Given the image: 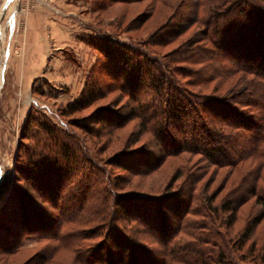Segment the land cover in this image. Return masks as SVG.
<instances>
[{"label":"rangeland","instance_id":"1","mask_svg":"<svg viewBox=\"0 0 264 264\" xmlns=\"http://www.w3.org/2000/svg\"><path fill=\"white\" fill-rule=\"evenodd\" d=\"M28 1L32 2V0ZM64 1L66 0H62ZM4 3L5 0H0V13ZM23 3H26V0H11L2 17L0 15V206L8 196V185L14 180L16 182L21 176L18 166L24 165L26 158L34 153L36 137L30 134V138L25 139L22 134L25 120L33 112L37 117L39 114L48 116L50 122L48 125L56 129L63 141L66 140L67 143L73 144L76 142L73 139L75 137L80 147L87 151L83 158L88 164H85L84 171L77 173L75 177H81L87 184L90 181L89 184H92V187L98 188L97 195L93 194L85 206L86 210H90V216L95 215L96 218L93 223H88L84 220L86 214L82 215V212H79V215L77 208L72 205L59 202L55 206L56 201L48 203L40 199L35 200L38 209L45 213L44 217L49 224L61 218L59 211L64 208L69 211V217L77 216V214L82 216L81 218L75 216L74 219L71 218L72 223L68 222L53 230L58 231V234L61 233L60 236L64 237L60 241L46 239V237H53L51 232L49 236L48 234L41 235L42 231L26 235L19 253L11 258L0 256V264H37L39 262L42 264H77V253L79 256L85 255L87 247L102 242L99 236L100 231H108V218L104 219L103 213L111 199L105 202L104 195H109L111 198L113 195L137 194L151 198L158 197L162 200V197L168 194L170 197L178 192L177 190L185 184L183 180L186 175L184 174L189 171H198L196 175H201L199 176L201 182L196 190L190 188L184 192L181 208L174 209L173 205L176 204L170 206L172 210L169 211L170 230L177 235L172 243L175 245L174 249L183 256V260L173 264H195L196 260H198L196 264L210 262L206 256L199 255L194 249L200 245L209 253V250L213 249L211 241L219 242L222 239L215 232H219L221 236L226 235L231 249L236 245V248L232 250L234 258L238 259L236 264H264V160H258L256 163L252 160L248 161V154H244L243 158L247 161L242 166L219 168L203 161L201 155L198 154L185 153L178 157L166 158L154 135L157 123L164 117L159 116L161 112L160 94L143 88L138 96V102L130 99L120 90L123 82L115 80L118 77L115 73L120 71L119 68L115 72V67L110 66L107 59L94 51L84 40L86 36L84 34L88 31V36L92 35L98 40L104 36L110 40L128 44L137 51L134 61L143 63L154 64L158 60L165 62L172 59L174 63L171 66L177 71L180 83L187 85L189 80L179 69L195 70L201 67H192L181 61L188 57L186 53L188 47L184 44L188 39L193 38L194 33L196 34L199 29L192 28L179 39L171 38L172 30L177 29L185 20L205 19L211 5L217 11V0H141L132 5L112 4L110 0H67V4L80 9L79 13H74L76 16H69V11L60 10V13L58 8H55V12L65 20L68 18L66 21L72 26L76 24L79 27L78 37L73 39L76 35L73 32L71 38H65L61 42L50 40L51 45L49 46L52 47V51L47 54V61L43 62L44 64L46 62V66L42 72L36 71L37 74L32 80L34 87L31 90L30 84L26 81V70H28L26 67L42 63V61L35 58L39 56L38 50L37 53L32 54V61L26 60L22 63L20 60L23 54L22 33L24 29L18 20H21L20 7ZM90 29L92 30L89 31ZM61 30L64 31V36L69 32V28ZM24 54L27 52L24 51ZM32 67L30 71L33 72ZM21 71L24 74H21ZM211 73L214 74L212 71ZM238 78L237 76L221 83L220 91L224 92L229 89ZM215 85L218 83L206 84L203 90L210 92ZM189 88L193 92L199 90L198 87ZM246 88L247 86L239 84L235 89L236 94L244 93ZM84 93L94 97V104L86 110L66 115L65 111L68 106L83 98ZM143 107L148 109L150 115L148 124L150 129L154 126V133L148 131L140 133V130L144 129L138 115L142 113L141 108ZM109 110L114 113V123H124L122 128L102 129L91 122L89 129L94 131L92 136L86 134L75 124L76 121L85 123L91 114ZM185 128L183 126L177 132L185 135ZM41 136L44 137L42 132L38 137ZM165 136L167 137L168 134L165 133ZM185 139L186 137H183L180 140L183 143ZM41 150L42 147H39L37 151ZM122 155H131L132 160L129 162L131 165L138 164L139 166L151 162L152 169L154 166L158 167L149 175H135L123 172L119 166L108 164L111 161L109 159ZM160 158H165L162 165L157 162ZM88 161L96 165L97 170L90 166ZM131 161L134 163L132 164ZM139 168L143 167L139 166ZM250 168H254L255 177L259 176L258 190L263 200L257 197H246L245 204L239 209L237 220H233V224L228 226L227 223L231 222L228 213H221V217H224L227 223L224 222L225 224L218 228V223L215 224L209 209L220 208L225 200L240 201L241 199L238 200L240 195H229V191L238 184L243 174ZM179 171L183 178L175 182ZM247 182H249L246 185L247 189L253 188L257 183L256 180L250 178H247ZM108 183H112L113 188L105 189L104 186ZM15 185L23 187L22 182L17 181ZM78 186L79 184H75L74 187L78 188ZM206 187H208V198L210 194L215 195L218 192L220 194L213 202L207 198L208 201L200 203L201 199L196 197L202 195L201 191ZM247 193H249L248 190L245 194ZM190 195L194 198L191 203ZM134 197L137 196L134 195ZM86 210L85 212L88 211ZM184 211H187L189 215L185 220H180L175 214L180 213L182 216ZM102 220L106 225L101 224ZM254 221L258 223L255 224ZM120 226L126 231L133 226L135 231H142L134 224L126 225L125 222H120ZM248 229H251L252 236L249 241H246L244 234ZM72 231L79 232L80 240L77 242L69 235ZM91 231H99L98 236L96 234L92 238L93 232ZM197 236L202 242H196L194 238ZM141 242L151 249H158V245L153 243V240ZM43 255L48 257L45 262L39 261Z\"/></svg>","mask_w":264,"mask_h":264},{"label":"trees","instance_id":"2","mask_svg":"<svg viewBox=\"0 0 264 264\" xmlns=\"http://www.w3.org/2000/svg\"><path fill=\"white\" fill-rule=\"evenodd\" d=\"M110 1L112 4L123 5L141 2V0ZM216 6L217 11L213 5L209 7L205 19L185 20L177 29L172 30L171 38L179 39L190 29H199L193 35L195 39H188L184 44L188 47L186 49L188 57L181 61L192 67H201L195 70L179 69L182 70L183 76L188 78L187 85L180 83L177 71L171 66L174 63L172 59L165 62L158 60L154 64L143 63L134 61L137 51L128 44L104 36L98 40L90 35L92 37L86 36L84 40L94 51L104 56L110 66L115 67V72L119 68L120 71L115 73L118 76L115 80L123 82L120 90L130 99L138 102V96L143 88L160 94L159 116L164 117L157 123L155 133L154 126L149 128L148 109L141 108L143 110L138 118L141 119V126L144 129H141L140 133L143 131L154 133L166 158L190 153L201 155L203 161L219 168L238 167L247 160L255 163L264 160V0H217ZM211 30L212 34H210ZM154 72L157 74H153ZM237 76L239 78L235 84L224 92L220 91L221 83ZM211 82H216L218 85H215L210 92H205L204 86ZM239 84L247 88L244 93L236 94L235 89ZM191 86L198 87V92H193L189 88ZM88 94L84 93L83 98L70 104L65 114L71 115L90 108L95 99ZM114 118L113 111H100L91 114L85 123L76 121L75 124L86 134L93 136V129H89L91 122L102 129L122 128L124 123H114ZM48 122V116L39 114L37 117L33 112L25 120L22 134L25 139H29L31 134L32 137H36L37 142L34 153L26 158L24 165L18 166L21 176L16 182H22L23 187L15 185V180L10 183L8 196L0 206V256L9 258L16 256L28 234L42 231L40 234H48L47 236L51 232L53 237H46L51 241H60L64 238L60 236L61 233L58 234V231L53 230L68 222L72 223L71 220L76 215L69 217V211L64 208L59 211L62 219H55L49 224L44 217L45 213L38 209L35 200L40 199L48 203L56 201L55 206L59 202L72 205L77 208L78 214L79 212H82V215L86 214L85 222L95 221V215L90 216V210L87 211L85 206L93 194L97 195L98 188L92 187L90 181L87 184L81 177H75L77 173L83 172L84 165L88 164L83 158L87 151L80 147L75 137L73 139L76 142L73 144L63 141L62 136L59 137L56 129L50 127ZM183 126L186 127V134L180 135L177 131ZM41 132L44 137H38ZM165 133L168 134L167 137ZM183 137L186 139L182 143L180 139ZM39 147H42L41 151H37ZM244 154H248L247 160L243 158ZM130 156H116L114 159H109L111 161L108 164L119 166L123 172L135 175H149L158 167L154 166L152 169L150 162L139 165L143 167L140 169L138 164L135 166L129 163L132 160ZM164 161L165 158H160L157 162L162 165ZM88 162L97 170L96 165ZM253 169L250 168L243 174L244 178L241 177L242 180L240 179L235 188L229 191V195H240L238 199H241L240 201L225 200L220 208L209 209L215 224L218 223V228L226 222V219L221 217V213H228L231 220L230 223L226 222L228 226L233 224V220H237L239 209L245 204L246 197L263 200L258 190L259 176L255 177ZM197 172L183 173L186 176L183 180L185 184L180 187L181 190H177L178 192L173 196L168 197V194L162 197V200L158 197L151 198L137 194L113 195L111 198L103 194L105 202L111 199L103 213V218H108V231H100L102 242L87 247L85 255L79 256L77 253V264H173L183 260V256L174 249L175 245L172 243L177 235L170 230L169 211L172 204H176L173 205L176 210L181 208L184 192L190 188L197 189V185L201 182L199 178L201 175L197 176ZM182 178L183 175L179 171L175 182ZM247 178L257 181L251 189L246 188L249 183ZM74 179L75 181H72ZM75 184H79L78 188L74 187ZM104 187L109 189L113 188V185L108 183ZM207 188L201 191L202 195L196 197L201 199L200 203L208 199L213 202L220 194L219 192L215 195L210 194L208 198ZM247 190L249 193L245 194ZM190 196L191 203L194 198ZM78 214L77 216L80 215ZM175 215H178L180 220H185L189 213L184 211L182 216L180 213ZM101 222L106 225L103 220ZM120 222H125L126 225L134 224L142 231H135L134 226L126 231L120 226ZM251 229L244 234V240H250ZM91 232H93L92 238L96 234L98 236L99 231ZM215 234L222 239L219 242L211 241L213 249L209 250V253L200 245L196 246L194 251L206 256L210 261L207 264H236L238 259L232 254L236 245L231 249L226 235L221 236L219 232ZM69 235L76 242L80 240L77 231H72ZM194 239L196 242L201 241L198 236ZM146 240H153V243L158 245V249L154 250L143 245L141 241ZM47 258L43 255L39 261L45 262Z\"/></svg>","mask_w":264,"mask_h":264},{"label":"crops","instance_id":"3","mask_svg":"<svg viewBox=\"0 0 264 264\" xmlns=\"http://www.w3.org/2000/svg\"><path fill=\"white\" fill-rule=\"evenodd\" d=\"M55 8H58L59 12L60 10L69 11V16L75 15L74 13L78 14V10H80L77 9L76 6L67 4V0L64 2H62V0H32L31 3L26 0V3H23V5L21 4L20 7L21 11L19 17L21 20H18V22L22 23L24 29L22 33L23 54L21 55L20 60L22 63L26 60L32 61V54L39 51V56H35V58L42 61V63L39 62L26 67L28 69L26 70V81L30 84V90L34 87L32 80L37 74L36 71L42 72L43 68L46 66V62L45 64L43 62L45 60L47 61L48 58L46 56L52 51V47L49 46L51 45L50 40H58V42H61V40L65 38H71L73 32L76 34L73 39H77L79 34V27H77L76 24L73 25V27L71 23L66 21L68 18L65 20L63 17L56 15ZM16 24L17 23H15V25ZM48 28H50V30H48ZM64 28H69V32L66 36H64V31L61 30ZM91 30L92 29L89 31ZM87 32L84 35L88 36L89 32ZM24 51H26L28 55L24 54ZM35 65H37V68ZM31 67L34 69V73L30 71ZM21 74H24V72L21 71Z\"/></svg>","mask_w":264,"mask_h":264},{"label":"water","instance_id":"4","mask_svg":"<svg viewBox=\"0 0 264 264\" xmlns=\"http://www.w3.org/2000/svg\"><path fill=\"white\" fill-rule=\"evenodd\" d=\"M10 1H11V0H5V3L3 4L2 8H1V13H0L1 17H2V14H3L4 10L6 9V7L8 6V3H9ZM1 17H0V18H1Z\"/></svg>","mask_w":264,"mask_h":264}]
</instances>
